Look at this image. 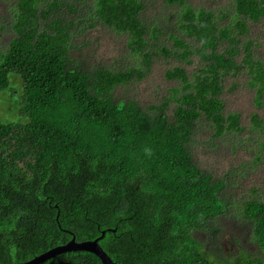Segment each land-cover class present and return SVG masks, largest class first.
<instances>
[{
	"label": "trees",
	"instance_id": "obj_1",
	"mask_svg": "<svg viewBox=\"0 0 264 264\" xmlns=\"http://www.w3.org/2000/svg\"><path fill=\"white\" fill-rule=\"evenodd\" d=\"M159 1L0 9V264H264V0Z\"/></svg>",
	"mask_w": 264,
	"mask_h": 264
},
{
	"label": "rangeland",
	"instance_id": "obj_2",
	"mask_svg": "<svg viewBox=\"0 0 264 264\" xmlns=\"http://www.w3.org/2000/svg\"><path fill=\"white\" fill-rule=\"evenodd\" d=\"M6 1L7 0H5L3 6H0V9H3L4 11L6 9H9L10 8L9 4L6 3ZM227 1L228 0H221V5H222V7L225 10H226L227 4H228ZM159 2H160V4H164L165 3L162 0H160ZM8 6H9V8H8ZM177 6H178V4L174 5L173 9L175 10V7H177ZM163 9H165V8H163ZM163 9H162V11H163ZM173 9H169L168 10V7H167V10H165L163 12L161 11V12H159V14L160 15L170 14L171 13V10H173ZM226 21L227 22H230V19H227ZM224 23H225V21H224ZM105 36L107 37V39L110 37L108 39V41H109V43H111L112 46H114V48H113V50L111 52V56L115 57V48L117 50L122 49V45H123V43H125V38H124V36H119V35L117 36V39H115V36H111V35H105ZM255 37H259V40L256 41V42H258L257 45H259V47H257L256 45H253L251 48H252V50H255V55L256 56H260L264 60V28L256 27L255 29H253V31H252V33H251L250 36L244 37V38L245 39H247V38L253 39ZM118 40H119V42L115 46V43ZM243 41H246V40H243ZM102 47H105V45L103 44ZM127 53H128L127 52V49H125V55ZM11 76H12V74H10V79H11ZM241 81H242L241 82L242 86H244L246 83H248L250 81V78H249V76H244ZM251 93L252 94L254 93L253 90L251 91ZM239 94H242L241 93V88H238L236 90V94H234V95L236 96V95H239ZM249 105H250V108L252 110L255 108V105H253L250 102H249ZM0 121H2L4 123H12V124H14V123H20L22 121L21 118H20V114L18 112V109H17V104L15 103L14 99L12 97H10V94H7V95L6 94H3L0 97ZM204 129H206V128L204 127ZM203 132H205V131H203ZM263 133H264V130H263ZM202 137L205 139L204 140L205 142H208L206 135H203ZM252 138H253L252 141H245V144L243 145V148L247 150V152L245 154H243V155L245 157V160L248 161V162L253 161L255 159V157H256V155L254 154V151H257L258 146H259L258 141L262 139L261 133L259 131H257L255 134H252ZM232 139L233 140L237 139V140L236 141H233ZM227 140L229 141V144L232 145V144H235V143L238 142L239 137L232 138L230 136V137H227L226 138V141ZM242 164H245V162H243ZM239 168H241V166H239V167L237 166V169H239ZM255 175H257V173ZM263 190H264V188H263Z\"/></svg>",
	"mask_w": 264,
	"mask_h": 264
},
{
	"label": "water",
	"instance_id": "obj_3",
	"mask_svg": "<svg viewBox=\"0 0 264 264\" xmlns=\"http://www.w3.org/2000/svg\"><path fill=\"white\" fill-rule=\"evenodd\" d=\"M112 231V230H110ZM107 231L102 232V236L95 240H89L84 242H77L76 237L72 234L73 238L65 245L57 246L49 250L48 252L35 257L34 259L26 263L18 264H43L44 262L64 253L69 252H89L97 256L103 264H115L112 258L105 252L99 242L104 238Z\"/></svg>",
	"mask_w": 264,
	"mask_h": 264
}]
</instances>
